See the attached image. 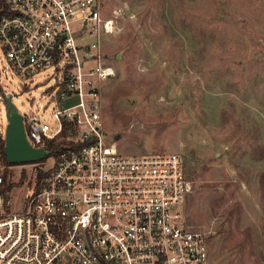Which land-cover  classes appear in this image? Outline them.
Instances as JSON below:
<instances>
[{
    "label": "built area",
    "instance_id": "built-area-1",
    "mask_svg": "<svg viewBox=\"0 0 264 264\" xmlns=\"http://www.w3.org/2000/svg\"><path fill=\"white\" fill-rule=\"evenodd\" d=\"M104 10V0H0V108L17 95L3 73L27 89L39 74L54 81L45 102L19 110L30 144L50 152L29 168L8 160L0 113V264H212L207 232L187 224L184 156L128 153L105 131L102 85L116 71L102 42L119 15Z\"/></svg>",
    "mask_w": 264,
    "mask_h": 264
},
{
    "label": "rangeland",
    "instance_id": "rangeland-1",
    "mask_svg": "<svg viewBox=\"0 0 264 264\" xmlns=\"http://www.w3.org/2000/svg\"><path fill=\"white\" fill-rule=\"evenodd\" d=\"M104 2L119 15L102 42L116 71L102 85L105 131L128 153L184 156L187 224L207 232L212 264H264V0ZM42 75L27 89L3 73L21 112L45 102L54 81Z\"/></svg>",
    "mask_w": 264,
    "mask_h": 264
},
{
    "label": "water",
    "instance_id": "water-1",
    "mask_svg": "<svg viewBox=\"0 0 264 264\" xmlns=\"http://www.w3.org/2000/svg\"><path fill=\"white\" fill-rule=\"evenodd\" d=\"M8 102V127L6 135L5 153L11 163L36 162L42 160L50 152L42 147L30 144L23 116L12 101V96H6Z\"/></svg>",
    "mask_w": 264,
    "mask_h": 264
},
{
    "label": "trees",
    "instance_id": "trees-1",
    "mask_svg": "<svg viewBox=\"0 0 264 264\" xmlns=\"http://www.w3.org/2000/svg\"><path fill=\"white\" fill-rule=\"evenodd\" d=\"M186 170H187V173H188L189 177H190L191 179H193V178H192V177H193V171H192V168L189 167V164H188L187 162H186ZM25 177H26V173H25V171H24V173H23V175H22V177H21V179H20V182H19L18 184H22V183L24 182ZM13 185H15V184H13Z\"/></svg>",
    "mask_w": 264,
    "mask_h": 264
}]
</instances>
